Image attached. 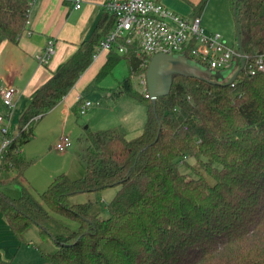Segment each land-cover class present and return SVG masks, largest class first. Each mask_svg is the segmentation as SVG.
Instances as JSON below:
<instances>
[{
    "label": "trees",
    "instance_id": "16d2710c",
    "mask_svg": "<svg viewBox=\"0 0 264 264\" xmlns=\"http://www.w3.org/2000/svg\"><path fill=\"white\" fill-rule=\"evenodd\" d=\"M229 1L247 65L264 54V0ZM205 3L198 2V11ZM29 8L30 0H0V43L20 39ZM105 18L20 114L0 158V168L12 170L14 181L30 165L21 149L33 138L36 122L92 63L98 41L112 26L109 16L111 23L102 27ZM122 59L128 75L105 91L144 107L141 132L128 138L121 126L86 130L81 177L59 173L35 194L19 185L15 197L0 189V213L9 229L19 240L31 226L50 238L54 251L40 250L47 264H264V73L242 69L230 84L173 74L169 93L152 102L133 86V77L147 65L141 66L132 48L127 54L107 52L93 82ZM239 65L236 57L234 70ZM83 100L74 106L78 114ZM179 161L189 173L180 170ZM113 187L118 190L107 203L106 218L90 213L87 202H67L78 193ZM51 213L77 228L53 235ZM0 264L13 263L0 259Z\"/></svg>",
    "mask_w": 264,
    "mask_h": 264
},
{
    "label": "crops",
    "instance_id": "0c3cea01",
    "mask_svg": "<svg viewBox=\"0 0 264 264\" xmlns=\"http://www.w3.org/2000/svg\"><path fill=\"white\" fill-rule=\"evenodd\" d=\"M81 1V5L76 8L73 0H30L27 25L20 39L16 43L7 40L0 43V87L12 86L16 91L13 98L14 107L11 111L6 109L0 99V114L5 116L10 134H14L17 131L18 118L33 94L74 53L80 43L89 36L94 26L104 17L106 18L102 22V27H105L107 22L111 23L109 15L103 8V4L107 0ZM156 1L187 18L199 16L202 22L204 9L200 11L191 9L187 3L180 0L176 2L174 0ZM49 39H52L54 42V52L46 64H39L36 56L43 51ZM106 57L107 52L100 51L96 59L92 60V63L61 101L36 122L33 138L21 149L23 154L29 146L37 143L39 139H50L49 141L53 140L52 143L56 144L60 135L66 134V132H69L68 136L79 133V116L84 115L86 111L90 113L89 107L91 105L86 108L83 114L76 113L74 106L77 104L78 96H82L85 100H88L84 95V91H86V88L90 84L92 86L96 85V88L102 86L100 85V81L94 83L93 78L105 62ZM120 64H123L126 70L116 80V85L129 73L127 63L123 59L116 63L112 72ZM94 66H96V70H92ZM93 74L95 75L92 77ZM102 89H104V96L102 95V98H111L108 97V91H105L107 89ZM116 101L114 104L117 103ZM93 113L96 114L97 110ZM92 118L91 114H89V122H91ZM114 126H121L125 133H127V127L124 123H118ZM92 127L93 131L110 128ZM138 132H141V130ZM49 141L46 142V146L50 150L52 143L48 144ZM55 144L53 148H55ZM5 171L8 173L6 178L3 177V172ZM27 171L28 168L17 181H14L15 173L12 170L0 168V186L6 181L15 182L28 188L29 191L39 192L30 180L29 175H27ZM11 189L16 191L15 186ZM34 229L37 230L35 226Z\"/></svg>",
    "mask_w": 264,
    "mask_h": 264
},
{
    "label": "rangeland",
    "instance_id": "374dc122",
    "mask_svg": "<svg viewBox=\"0 0 264 264\" xmlns=\"http://www.w3.org/2000/svg\"><path fill=\"white\" fill-rule=\"evenodd\" d=\"M177 0H174L176 2ZM187 3L191 9L198 11L197 2L199 0H180ZM170 9V8H169ZM204 15L202 18V26L207 31L218 32L223 40L227 44L237 43L235 40V20L231 10L229 0H206L204 5ZM172 10V9H171ZM205 25V26H204ZM192 61V60H191ZM93 67L92 70L95 69ZM126 67L120 64L115 68L112 74L104 76L100 80L99 88L96 85H89L84 91V95L91 102L89 112L86 111L84 115H80L79 133L78 134H62L61 136H68L71 140V146L64 150H57L53 148L52 141L39 139L37 143L29 146L24 152V156L30 160L28 166L27 175L33 182L37 191H43L50 181L59 173H65L69 178L76 179L84 174L86 167L85 162V147L86 142L84 135L86 130L93 131L92 126L99 128L104 127H116L118 123H124L127 127L126 136L132 138L137 136L143 128L145 110L143 106L134 102L131 98L122 96L119 99L116 98H102L105 89H112L116 87V80L119 79L122 74L125 73ZM227 76L229 71L223 70ZM95 74L92 75V77ZM133 86L138 91H143V80L142 75L133 77ZM227 80V79H226ZM115 81V82H114ZM104 96V95H103ZM101 98V99H100ZM117 100V101H116ZM117 102L114 104V102ZM114 104V105H113ZM97 110V113L94 114ZM91 114L92 120L89 122L88 115ZM94 114V116H93ZM96 129V128H95ZM10 130V128H9ZM82 133V134H81ZM51 144L50 150L46 146V142ZM191 162L192 159L186 158L185 161ZM179 167L182 172L189 173L188 169L185 168L179 161ZM3 177L6 178L7 171L3 172ZM15 186L16 191L11 188ZM0 189L10 196H17L19 194V184L15 182H5L0 186ZM117 187L107 188L97 193H78L70 196L67 199L69 204L71 203H83L87 202L90 205V213H98L100 217L106 218L109 216L107 209V203L113 198ZM35 194V192H33ZM36 197V196H35ZM51 220L48 223V228L53 235L66 234L71 230L77 228V223L66 219L60 215L51 213ZM29 229L23 240H19L17 236L9 229L5 219L0 213V259L9 261L13 264H47L45 258L41 255L40 250L44 252H52L55 247L53 246L50 238L40 237L38 229ZM36 246L40 247L38 249Z\"/></svg>",
    "mask_w": 264,
    "mask_h": 264
},
{
    "label": "built area",
    "instance_id": "2783aa9c",
    "mask_svg": "<svg viewBox=\"0 0 264 264\" xmlns=\"http://www.w3.org/2000/svg\"><path fill=\"white\" fill-rule=\"evenodd\" d=\"M73 1L76 8L82 2ZM103 8L112 16V26L98 41L92 60L100 51L115 49L118 54H127L132 48L142 60L141 66L148 65L150 57L156 53L183 54L213 71L231 69L224 80H228L235 71L236 57L239 58L237 43L227 44L218 32L207 31L199 16L187 18L156 0H107ZM53 52L54 42L49 39L43 51L36 56L38 63L46 64ZM242 69L248 75L264 73V54L257 55L253 62L244 64ZM141 75L142 92L148 96L145 73ZM15 92L12 86L0 87V99L9 111L14 107ZM80 99L82 96H78V101ZM90 105L91 102L84 99L79 113L83 114ZM10 135L6 118L0 114V158L10 141ZM70 146V138L64 135L56 142L55 149L64 150Z\"/></svg>",
    "mask_w": 264,
    "mask_h": 264
},
{
    "label": "water",
    "instance_id": "95a60500",
    "mask_svg": "<svg viewBox=\"0 0 264 264\" xmlns=\"http://www.w3.org/2000/svg\"><path fill=\"white\" fill-rule=\"evenodd\" d=\"M236 42L240 65L228 78L226 84H230L234 80L245 64L244 55L241 51L238 24L236 25ZM226 71L230 73L231 69ZM173 74L185 77H202L209 81L211 77H215L217 80H223L228 76L222 71H213L209 68H204L183 54L156 53L150 57L145 73L146 90L152 102H155L157 97L165 96L169 93Z\"/></svg>",
    "mask_w": 264,
    "mask_h": 264
},
{
    "label": "bare ground",
    "instance_id": "6f19581e",
    "mask_svg": "<svg viewBox=\"0 0 264 264\" xmlns=\"http://www.w3.org/2000/svg\"><path fill=\"white\" fill-rule=\"evenodd\" d=\"M146 73V72H145ZM224 80V79H223ZM226 81V80H225Z\"/></svg>",
    "mask_w": 264,
    "mask_h": 264
}]
</instances>
